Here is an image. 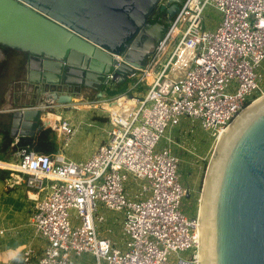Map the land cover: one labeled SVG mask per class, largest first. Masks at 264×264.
Returning <instances> with one entry per match:
<instances>
[{"label": "built area", "instance_id": "1", "mask_svg": "<svg viewBox=\"0 0 264 264\" xmlns=\"http://www.w3.org/2000/svg\"><path fill=\"white\" fill-rule=\"evenodd\" d=\"M170 4L161 0L159 7ZM207 4L223 15L215 31L204 24ZM116 58L107 78L118 85L115 70L124 59ZM263 63L264 0H181L156 54L146 68L126 78L133 81L130 89L142 82L148 88L141 97H126L133 105L122 115L103 108L111 129L88 159L20 148L14 161L0 160V168L23 175L30 190L43 194L35 202L32 223L45 245L35 260L33 249L26 248L22 263L77 264L78 256L91 253L97 264H199L198 219L181 209L189 190L180 179V158L170 146L158 144L183 117L199 120L218 138L254 97L264 95ZM60 127L67 139L75 134L66 118L61 117ZM129 174L143 193L149 192L146 198L127 192ZM99 202L124 213V247L98 230L96 220L104 221ZM72 209L77 211L74 221ZM191 248V257H180L179 263L170 259Z\"/></svg>", "mask_w": 264, "mask_h": 264}, {"label": "water", "instance_id": "2", "mask_svg": "<svg viewBox=\"0 0 264 264\" xmlns=\"http://www.w3.org/2000/svg\"><path fill=\"white\" fill-rule=\"evenodd\" d=\"M0 0V45L27 55V77L46 92L39 107L14 109L10 134L41 129L43 112L77 108L82 86L98 91L115 70L125 83L146 68L181 0ZM66 88V93L58 90ZM189 192L187 196L189 197ZM200 264H264V96L222 133L209 162L199 213Z\"/></svg>", "mask_w": 264, "mask_h": 264}, {"label": "rangeland", "instance_id": "3", "mask_svg": "<svg viewBox=\"0 0 264 264\" xmlns=\"http://www.w3.org/2000/svg\"><path fill=\"white\" fill-rule=\"evenodd\" d=\"M222 16L220 10L212 4H207L203 13L206 28L215 31L222 20ZM0 50L4 53V57H0V128L10 129L12 111L17 108L39 107L43 105L46 92L44 90L43 92L38 91L39 87L36 84L32 85L33 89L31 92L29 90V86L31 85L23 87V85L31 83L27 77V55L24 52L12 49L8 50L1 45ZM262 66L264 69V63ZM132 82L129 79L125 83H118L117 85L110 81L104 87L105 94L103 97L98 96L96 89L82 86L81 92L75 97L74 101L77 108H57L56 113L63 115L76 130L74 134L75 138H62L61 140L56 138L60 142L58 144L59 149L69 159L75 161L88 159L98 149L100 144L107 140L111 125L108 121V112L103 109H107L105 101H115L119 97H141L148 86L145 85V82H142L140 88L130 89ZM260 84L264 88V78ZM5 96L8 97L6 98ZM261 96L254 97L239 113L243 112L253 101L259 99ZM7 102H9V105L5 107ZM86 104L91 107L83 108ZM96 104L97 107L92 106ZM47 110L43 120L56 121L58 124L61 121V117L49 111V109ZM1 139L2 134L0 133ZM218 142L209 131L202 127L199 120L183 117L178 125L167 128L158 144V147L171 146L180 158V179L188 188L190 194L189 197L187 195L183 197L181 209L190 218L197 216L207 168ZM14 159L15 152L13 154L10 152L5 154L0 153V160L14 161ZM126 189L131 196L142 192L140 184H138L132 174H129ZM148 195L149 192H142L139 197L140 199H144ZM70 214L72 221L77 220V211L75 209L70 210ZM98 214L104 217V221L101 223L96 220L101 235L109 237L116 246L124 247L126 240V235L122 230L124 213L107 209L99 202ZM38 239L44 240L41 236ZM193 252L194 249L191 248L180 252L179 256H171L170 259L175 263H179L180 257L187 259L192 256ZM77 264L97 263L94 255L82 253L77 258Z\"/></svg>", "mask_w": 264, "mask_h": 264}, {"label": "crops", "instance_id": "4", "mask_svg": "<svg viewBox=\"0 0 264 264\" xmlns=\"http://www.w3.org/2000/svg\"><path fill=\"white\" fill-rule=\"evenodd\" d=\"M28 85L30 83L23 87H28ZM56 115L65 118L63 115L57 113ZM44 116L45 113L43 119ZM55 134L56 138L60 140L65 138L63 134L58 132ZM72 138H75L74 135ZM56 141L58 144L60 143L57 139ZM59 150L62 152L61 149ZM42 195V193L30 190L26 186L23 175L0 169V231H3L0 233V264H23V251L26 248L33 249L35 256L33 260L41 252L45 240L38 239L41 235L35 233L32 217L35 212V202ZM136 196L137 194L131 197L135 198Z\"/></svg>", "mask_w": 264, "mask_h": 264}, {"label": "trees", "instance_id": "5", "mask_svg": "<svg viewBox=\"0 0 264 264\" xmlns=\"http://www.w3.org/2000/svg\"><path fill=\"white\" fill-rule=\"evenodd\" d=\"M56 128V121L44 120L39 131L32 135L20 136L17 142L15 138L11 136L10 129L0 128V133L2 134V140L0 142V153L5 154L7 152H10L11 154H13L20 148H25L28 151L45 154L57 152L59 151V146L56 141Z\"/></svg>", "mask_w": 264, "mask_h": 264}, {"label": "bare ground", "instance_id": "6", "mask_svg": "<svg viewBox=\"0 0 264 264\" xmlns=\"http://www.w3.org/2000/svg\"><path fill=\"white\" fill-rule=\"evenodd\" d=\"M0 57H4V53L0 50ZM178 68L180 67V65L178 64V66H177ZM151 81H152V76L150 75V76H148V78H147V83H151ZM262 96H264V95H262ZM261 96V97H262ZM8 97V96H7ZM111 100V99H110ZM9 105V102H7L6 104H5V107L6 106H8ZM105 105H106V108L107 109H109V110H113V111H115L116 113H119V114H121L122 115V113H123V111L125 110L126 111V109L125 108H128L129 106H132L133 105V101L132 100H129L128 98H126V97H119V98H117V99H115V101L113 100H111V101H105ZM74 106H76V104L74 105ZM93 107H97V104L96 105H92ZM89 107H91L90 105H85V106H83V108H89ZM244 111V110H243ZM44 113L45 112H43L42 113V115H41V119H42V122L44 121L43 120V115H44ZM242 113V112H241ZM241 113H239L237 116H239ZM237 116H236V118H237ZM235 118V119H236ZM234 119V120H235ZM233 120V121H234ZM61 122V121H60ZM60 122L57 124V128H56V132L58 131V133L59 134H61V127H60ZM231 124V122L228 124V126ZM227 126V127H228ZM226 127V128H227ZM225 128V129H226ZM224 129V130H225ZM223 133V132H222ZM222 133H221V135H222ZM221 135L218 137V138H215L216 140H217V142L220 140V138H221ZM7 166H9V167H13L12 166V164H9V163H7ZM202 195V194H201ZM200 203H201V198H200ZM199 203V204H200ZM199 213H200V206H199V210H198V213H197V219H198V223H199ZM198 232H199V228H198ZM197 253H198V258H199V264H200V243L198 244V250H197Z\"/></svg>", "mask_w": 264, "mask_h": 264}, {"label": "flooded vegetation", "instance_id": "7", "mask_svg": "<svg viewBox=\"0 0 264 264\" xmlns=\"http://www.w3.org/2000/svg\"><path fill=\"white\" fill-rule=\"evenodd\" d=\"M156 20L160 21L165 26H167V23L169 21L168 17L164 14V11H161L153 21H156Z\"/></svg>", "mask_w": 264, "mask_h": 264}]
</instances>
